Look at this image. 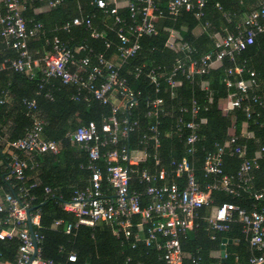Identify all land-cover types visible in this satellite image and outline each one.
<instances>
[{"label":"built area","instance_id":"1","mask_svg":"<svg viewBox=\"0 0 264 264\" xmlns=\"http://www.w3.org/2000/svg\"><path fill=\"white\" fill-rule=\"evenodd\" d=\"M34 0H0V27L5 46L17 53L16 59H7L0 65V70H13L33 78L36 72L41 81L58 80L63 85L73 86L78 92L90 94L102 105L110 106L111 112L100 124L93 121L79 125L74 131L67 132L70 141L78 145L88 158L86 169L90 172L88 184L83 189L73 191L71 201L64 203V211L76 218L74 224L65 227L70 234L79 226L95 228L106 224L113 229L115 236L123 235L125 239L132 236L133 227L148 226L145 236L133 235L136 242L146 246L154 245L162 251L164 264H201L200 257L185 256L181 247V237L197 227L196 222L204 220L214 232L226 233L237 213L243 223L242 233L252 251L246 264H264V207L246 213L231 203L213 205L212 192L221 191L226 195L237 196L238 191H251V171L258 168V155L264 157V148H260L255 158H247L244 146H237L234 133L222 145H215L213 151L205 155L202 172L204 177H214V183H205L201 187L196 178V169L192 162L196 153V143L200 140L198 128L204 119L199 118L200 107L193 102L192 107H178L172 126L180 140L183 132L184 153L179 159H172L168 166L161 165L159 149L161 136L159 118L167 114L162 107V98L148 100V110L144 118L148 119L146 133L139 138L137 146L127 145L129 137L138 126L131 113L137 108V94L127 81L130 75L134 80L146 78L152 85L155 94L162 91L163 85L170 90L181 85V76L191 80L196 75H205L224 59L233 61L236 55L251 46L258 35H264V0H254L255 8L250 11L233 31L221 28L211 34L214 50L192 59L195 50L181 39V33L175 28H163L166 33L164 47L175 54L174 64L169 71L147 68L146 63L130 65L141 52V39L145 36H156L159 22L164 19L174 20L181 11L193 13L196 19L204 16L207 0H90L96 11L74 17L57 27L55 31L72 33L81 30L94 41L100 42L101 51L82 41L68 46L60 37L54 36L50 49L43 53H31L28 41L42 37L45 30L40 22L26 19L23 16L26 2ZM44 2L46 10L61 6L64 0H39ZM216 9L221 11L219 4ZM227 17V14H223ZM209 25L197 28L195 35L207 31ZM243 66L227 70L223 83L227 88H234L226 98V110L242 108L248 118L249 107L243 106L250 89L257 86L254 72L249 73L248 80L232 81L230 75L240 76ZM206 89V88H205ZM50 98L49 95H46ZM252 101L264 106V102L252 97ZM8 101L6 93L0 94V105ZM32 119L31 127L24 137L9 141L0 137V148H7L10 175L20 183L26 182L25 170L28 162L35 166L34 159L43 154H57L59 143L43 138L45 122L34 113V100L23 101ZM207 108H203L206 110ZM33 112V113H32ZM185 115L189 116L185 120ZM165 137L170 132H164ZM150 146V150L148 149ZM236 156L240 164L235 175H227L224 170V157ZM150 161L154 169L140 167ZM142 185V191L134 190V183ZM20 187L16 196L5 192L0 199V240H19L16 259L10 264H60L40 255L39 244L42 236L33 232L29 234L27 211L31 208L30 189ZM46 194H51L45 188ZM53 195V194H51ZM255 201L264 199V191L250 194ZM203 209L205 214L199 215ZM31 226H38L39 215L30 213ZM136 222V223H134ZM61 225L54 222L53 227ZM161 242H157V239ZM213 238V237H212ZM211 238V239H212ZM36 247V249H35ZM226 254L223 256L225 261ZM69 262H75L74 254L68 255ZM222 260L215 264H222Z\"/></svg>","mask_w":264,"mask_h":264},{"label":"trees","instance_id":"2","mask_svg":"<svg viewBox=\"0 0 264 264\" xmlns=\"http://www.w3.org/2000/svg\"><path fill=\"white\" fill-rule=\"evenodd\" d=\"M216 4L220 5L221 11L216 9ZM43 7L44 2L39 0L26 2V10L23 13L26 19L40 22L45 30L44 36L34 37L28 41L31 53L40 54L49 50L54 36L60 37L70 47L85 41L95 51L102 50L100 42L90 39L81 30L72 33L55 31L57 27L79 16L80 13L86 15L96 11L90 5V0H64L56 9L36 12L38 8ZM254 8V0H207L204 16L199 20L193 13L181 11V15L174 20L160 21L156 36H145L141 39L142 50L129 64L146 63L147 68L154 67L165 71L172 68L175 54L164 47L167 37L163 31L165 27L179 30L181 39L195 50L192 59H198L214 50L211 38L213 32L221 28L233 31L235 25ZM223 14H227V17ZM204 24L209 25L207 31L195 35L194 31ZM16 57L17 53L5 46L0 34V65L3 61ZM235 66H243L244 72L240 76L230 75L232 81L248 80L250 72H254L257 81V86L248 91V98L243 103V106L250 108L248 118L242 108L223 114L209 103L210 99H225L229 94L236 92L234 88H227L222 81L227 70ZM41 78L39 72H36L33 78H29L23 73L10 69L0 70V94L6 93L8 96V101L0 105V137L3 135V127H8L9 141L24 137L32 125V119L23 101L34 100L36 103L34 113L45 122L44 137L60 145L57 154L48 153L35 157L33 160L35 166L28 162L29 167L24 173L25 183H20L10 175L7 167L9 157L2 154L0 148V157L4 160V168H0V189H4V193L8 192L16 196L20 187L28 188L36 184L28 194L32 198L30 207L36 209L31 213L37 212L39 215V225L32 228L33 232L42 236L39 244L41 257L60 264H163L160 259L161 252L157 251L154 245L135 243L132 236L136 232L139 233L136 228L131 229L132 236L128 239L123 235H113L112 229L106 224H99L95 228L79 226L70 234H65V226L74 224L76 218L73 214L64 211L62 205L71 201L74 190L86 187L90 177V172L86 169L89 164L87 155L78 145L72 144L66 133L91 121L100 124L103 118L110 115L111 109L110 106L94 100L90 94L84 91L78 92L73 86L63 85L58 80L43 83ZM126 78L137 94L138 102L137 108L131 113V119H136L138 126L130 135L127 145L130 148L136 147L139 138L146 133L149 120L144 118V114L148 110L146 106L148 100L162 98V107L167 114L159 118V128L163 134L159 155L161 165L165 167L172 159H179L184 153L183 140L187 132H183L181 140L172 133L176 109L192 107L193 102L201 108L199 118L204 119V123H201L197 130L200 140L195 145L196 153L192 159L201 187L205 183L217 181L214 177H204L202 164L205 155L213 151L216 144L222 145L229 140L228 130L231 127L237 138L235 145L245 147L247 158L253 156L260 148H264V106L251 100L252 97H257L258 101L264 102V35H258L254 43L236 55L233 61L224 59L217 68L205 75H196L191 80L181 76V85L172 90L173 96L164 85L162 91L155 94L152 85L144 77L134 80L132 76L127 75ZM7 107L11 108V112L5 114ZM203 108L207 109L203 110ZM184 119L188 120L189 116L185 115ZM167 131L171 133L168 138L164 134ZM148 149L150 150V146ZM223 160L227 175H235L240 159L236 156H225ZM257 163L258 168L251 171L254 178L264 176V160H259ZM254 183L251 184L250 192L238 191L237 196L213 191L211 194L213 205L231 203L246 213L260 210L264 207V199L255 201L250 195L259 190L258 183L255 185ZM45 188H49L53 195L46 194ZM134 190L142 191V185L135 182ZM198 212L202 216L204 211L200 209ZM3 217L4 214H0V220ZM56 221H61V225L54 228L53 224ZM196 224L197 227L193 231L181 237V246L186 253L200 257L202 264L214 263L216 259H213L211 254L218 252L222 240L227 238L231 240V245L227 248L233 247L235 253L228 252L225 261H221L222 264H245L248 261L251 249L244 236L240 234V225H234L230 231L221 233L211 231L207 223L201 219ZM147 229L148 226L145 225L141 232L146 235ZM212 234L215 237L213 240L210 239ZM18 247L19 240L16 238L0 240V264L13 263ZM70 254L75 255V262L67 260Z\"/></svg>","mask_w":264,"mask_h":264},{"label":"crops","instance_id":"3","mask_svg":"<svg viewBox=\"0 0 264 264\" xmlns=\"http://www.w3.org/2000/svg\"><path fill=\"white\" fill-rule=\"evenodd\" d=\"M42 11H47L44 7L43 8H38L37 10H36V12H42ZM198 32V30L196 29L195 31H194V33H197ZM218 66H216L215 68H217ZM211 105H212V107L214 108V109H217V110H220V111H222V113L223 114H226V113H228V112H230V111H227L226 110V107H227V105H226V98L225 99H210V102H209ZM9 112H11V108L10 107H7V109L5 110V114H8ZM8 123H10V122H8ZM2 132H3V135L1 136V137H3V138H6V139H8L9 137H8V127H3V130H2ZM231 133H234V129L231 127L229 130H228V134H231ZM43 138L44 139H46L45 137H44V134H43ZM73 144V143H72ZM1 151H2V154H4L5 156H7V157H9V155H8V150H7V148L5 147V148H2L1 149ZM259 151V150H258ZM258 151H256L255 153H254V155L253 156H251L250 158H255V156L257 155V152ZM258 161L259 160H264V157L263 156H260V158H259V155H258ZM4 166V160L0 157V168L2 169V168H4L3 167ZM148 167V168H150V169H154V167H153V165H152V163L150 162V161H147L145 164H141L140 165V167ZM163 166H165V165H163ZM251 177H252V180H251V183H250V185L251 184H253L254 182V185L256 184V183H258V185H259V190H263L264 191V176L263 175H260V176H258V177H256V178H254V176L253 175H250ZM197 178V177H196ZM255 180H257V181H255ZM197 181H198V178H197ZM198 183H199V185H200V182L198 181ZM201 186V185H200ZM1 191H0V199H2V196H3V194H4V189H0ZM204 211V210H203ZM203 214H205V211L203 212ZM202 214V215H203ZM235 214H236V218H235ZM233 223H232V225H231V227L232 226H234V225H240V227H241V231H240V234L242 235V236H244V234L242 233V229H243V223H242V221H241V219H240V217L238 216V214L237 213H234V215H233ZM202 221H204V220H202ZM205 222V221H204ZM38 223H39V218H38ZM134 223H136V222H134ZM197 223V222H196ZM206 223V222H205ZM54 225V224H53ZM33 226H35V225H33ZM32 226V227H33ZM108 226V225H107ZM59 227V226H58ZM66 227V226H65ZM110 227V226H109ZM55 228V227H54ZM111 229H112V227H110ZM133 228H136V229H138L139 230V233H135V234H139L140 236H145L141 231H142V229L144 228V226L143 227H141V228H137V227H133ZM231 229V228H230ZM112 231H113V229H112ZM191 231H193V230H191ZM230 231V230H229ZM65 232V231H64ZM190 232V231H189ZM188 233V232H187ZM66 234V233H65ZM134 234V235H135ZM114 235V234H113ZM213 237V238H212ZM212 238V239H211ZM215 237H214V235L212 234L211 236H210V239L211 240H213ZM244 238H245V241L247 242V239H246V237L244 236ZM162 240L159 238V239H157V242H161ZM231 245V240H229V239H223L222 240V243H221V246H224L225 247V254H227L228 252L229 253H235V252H233V247L232 248H227V247H229ZM155 247V246H154ZM182 247V246H181ZM156 248V247H155ZM156 250L157 251H160L161 252V256H162V251L161 250H158L157 248H156ZM250 250V249H249ZM182 251H183V254H184V256H185V259H187L190 255L188 254V253H186L183 249H182ZM17 254V253H16ZM212 255V258L213 259H216V262H218V261H220V260H222V257H221V247H220V250L218 251V252H214L213 254H211ZM252 255H254V256H258V255H260V252H258V251H252V250H250V257L252 256ZM161 256H160V259H161ZM249 257V258H250ZM15 259H16V257H15ZM201 259V258H200ZM161 261H162V259H161ZM163 262V261H162ZM216 262H214V263H210V264H215ZM247 263V262H246ZM245 263V264H246ZM3 264H10V263H3ZM164 264V263H163ZM201 264H202V259H201Z\"/></svg>","mask_w":264,"mask_h":264},{"label":"water","instance_id":"4","mask_svg":"<svg viewBox=\"0 0 264 264\" xmlns=\"http://www.w3.org/2000/svg\"><path fill=\"white\" fill-rule=\"evenodd\" d=\"M34 210H36V209H35V208H31V209H29V210L27 211L28 223H29L28 230H29V234H30L31 237H33V228H32V226H31V224H30V216H29V214H30L32 211H34ZM35 249H36V247H35ZM224 254H225V247H224V246H221V257H222V258H223V256H224ZM222 261H223V259H222Z\"/></svg>","mask_w":264,"mask_h":264}]
</instances>
